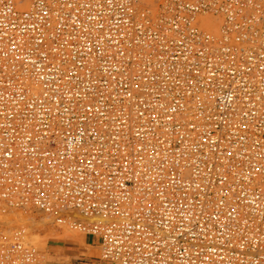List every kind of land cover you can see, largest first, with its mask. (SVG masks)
Instances as JSON below:
<instances>
[{
    "label": "built area",
    "instance_id": "obj_1",
    "mask_svg": "<svg viewBox=\"0 0 264 264\" xmlns=\"http://www.w3.org/2000/svg\"><path fill=\"white\" fill-rule=\"evenodd\" d=\"M73 209L109 264H264V0H0V214Z\"/></svg>",
    "mask_w": 264,
    "mask_h": 264
},
{
    "label": "rangeland",
    "instance_id": "obj_2",
    "mask_svg": "<svg viewBox=\"0 0 264 264\" xmlns=\"http://www.w3.org/2000/svg\"><path fill=\"white\" fill-rule=\"evenodd\" d=\"M20 215H24L25 220L14 218V216L20 217ZM44 215L33 210L1 213L0 227L6 230L12 227H26L29 241L41 252L42 264H109L101 258L100 249L93 237L80 230L76 231V228L72 229L73 226L71 220L67 219L68 217H63L58 222L57 214ZM11 217L13 218L11 219ZM74 232L84 235V243L68 236V233Z\"/></svg>",
    "mask_w": 264,
    "mask_h": 264
},
{
    "label": "bare ground",
    "instance_id": "obj_3",
    "mask_svg": "<svg viewBox=\"0 0 264 264\" xmlns=\"http://www.w3.org/2000/svg\"><path fill=\"white\" fill-rule=\"evenodd\" d=\"M18 213H20V212H18ZM42 213V212H41ZM43 214H45V213H43ZM58 216H56V220L57 219H59L58 217H60V218H63V217H68L67 219H70V220H72V219H76V220H79V221H82V220H84V221H91L92 219L90 218V217H87V216H85V215H83V214H81L78 210H76V209H73V210H70V211H59L58 213H56ZM47 214H45L44 216H46ZM49 215V214H48ZM4 216V215H3ZM19 217V216H18ZM18 217H16V216H14V218L16 219H18V220H25V217H24V215H20V217L18 218ZM13 217H11V219H12ZM6 220H8V219H6ZM58 221V220H57ZM67 221V220H66ZM24 223V222H23ZM65 223H67V222H65ZM22 225V224H21ZM2 228V227H1ZM13 228V227H12ZM72 229H75L74 227L72 228ZM9 230V229H8ZM7 230V231H8ZM67 231V230H66ZM75 231V230H74ZM76 231H78V229L76 230ZM29 235V234H28ZM68 236H70V237H73L74 239L73 240H78L79 239V241L80 242H82V243H84V235L83 234H81V233H77L76 232V234H75V232L74 233H68ZM79 245H81V244H79ZM84 246H85V244H84ZM41 253V252H40ZM44 256V255H43ZM44 260V259H43Z\"/></svg>",
    "mask_w": 264,
    "mask_h": 264
}]
</instances>
